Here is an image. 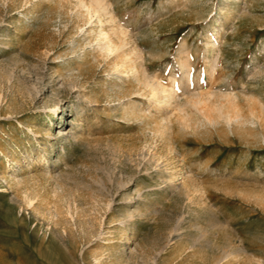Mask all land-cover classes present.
Wrapping results in <instances>:
<instances>
[{
	"label": "rangeland",
	"instance_id": "obj_1",
	"mask_svg": "<svg viewBox=\"0 0 264 264\" xmlns=\"http://www.w3.org/2000/svg\"><path fill=\"white\" fill-rule=\"evenodd\" d=\"M109 1L121 21L134 32L143 33L139 47L147 57L149 51H155L147 62V70L158 74L165 83L171 73H177L176 53L185 40L189 56L196 63L195 70H202L204 91L236 89L243 84L253 88V94L264 101V0H242L240 5L245 10L240 6L239 15L223 18L218 41L222 54L215 77L206 71L199 57L203 35L212 31L201 20H194L195 11H183L181 0L158 13L157 4L164 0ZM211 1L215 0H208ZM72 4L74 0H0V33L14 34L15 41L10 50L2 52L5 55L0 52V264H211L206 249L199 246L202 233L220 245L234 248L235 257H223L220 264H264V202L255 199L256 195H264V142L259 141L262 128L255 130L257 140L250 148L237 136L226 139L213 128L193 132L174 128L173 152L169 151L166 142L148 132L156 126L161 111L152 109L147 100L135 97L142 110L137 120L119 117L121 110L112 107L116 102L103 88L105 78L112 72L103 67L95 45L87 41L81 48L87 59L78 61V66L85 69L81 87L91 104L76 119L83 123V138L101 148L84 156L73 146L65 149L70 164L96 162L105 166L112 178L120 176L127 185L119 188L112 184V193H118L109 213L84 191L50 178L49 172L56 171L53 160L62 141L47 136L59 128L68 131L76 110L74 97L65 92L56 101L48 86L41 87L35 96L29 83H35V72H41L44 79L50 71L58 74L69 69L71 75L77 73L75 68L64 66L67 57L41 62L37 52L54 42L55 51L66 53L65 47L79 33L73 26L76 17ZM37 42L38 50L34 51ZM12 58L16 64L11 63ZM124 81L128 87L130 82ZM53 105H57V116L48 112ZM5 112L11 115L5 118ZM146 124L152 126L145 128ZM49 142H56L52 151L45 154L50 161H38L40 154L49 149ZM106 145L111 150L105 149ZM141 149L147 150V156L155 151L167 171L178 172L176 180L186 183L190 196L163 192L158 203L161 215L141 223L135 237L124 246L126 257L107 258L112 245H120L122 240L116 229L123 203L120 197L152 183L145 175L144 160L138 155ZM10 154L16 159L4 170L5 155ZM245 155L250 156L249 161L243 160ZM61 185L76 195L77 208L72 212L65 207ZM26 195L32 197L29 205L24 202ZM139 202L142 201L132 200L131 208ZM160 233L169 239L164 247L155 240ZM191 236L193 242L188 239ZM148 252L150 260L145 256Z\"/></svg>",
	"mask_w": 264,
	"mask_h": 264
},
{
	"label": "bare ground",
	"instance_id": "obj_2",
	"mask_svg": "<svg viewBox=\"0 0 264 264\" xmlns=\"http://www.w3.org/2000/svg\"><path fill=\"white\" fill-rule=\"evenodd\" d=\"M24 1L26 2L27 0ZM62 1L63 0H61V2ZM175 1L176 0H164L163 2H159L156 7V12H162ZM240 1L242 2V0H215L209 3L208 0H181L179 3L183 11H195L194 20H201L205 23V27H209L210 31H212V33L203 35L199 54L200 59L206 67V71L209 72L211 76L215 77L220 67V54L222 53L218 50V41L221 33V22L228 14H240V6H242L240 5ZM72 5L76 17L75 20L73 19V26L79 33L77 36L75 35L76 37L65 47L66 53L59 54L57 50L55 51L54 42H51L49 46L46 45L42 48L43 50L40 49L39 51H37V46H39V42H37L34 45H37L34 51L38 52V58L41 62H45L46 59L67 57L69 60H63L64 66L75 68L77 73L71 75L67 72L71 71L69 69H64L65 72L60 71L58 74L50 71L49 75H44L46 77L44 79L41 72H35V83H29V89L35 96L40 93L41 87L48 86L56 101L59 100L65 92L70 94L69 97H74L73 106L76 110L73 114L74 117L71 120L68 131L59 128L54 135L50 134L47 136H53L54 139L62 141L59 143V152L57 153L56 159L53 160L57 163L52 166L56 168V171L49 172L50 178L53 180H57V182H60V180L62 182L64 181L65 184L72 185L74 189L76 188L84 191V193H86L97 205H103L105 209H108L109 213L113 209L112 203L114 196L118 193L117 191L112 193V184L115 183L119 188H124V186L126 187L127 185L122 181L120 176L112 178L106 171L108 169L105 170V166L103 167L96 162L91 164L84 163L85 161L76 164L69 163L70 158L65 149L66 146L78 148L83 156L85 154L89 155L92 151L94 152L101 148V146L97 147L99 146L98 144L89 143L83 138L81 133L83 123L76 119V117L78 118L81 116L85 108L91 104L88 98L89 96L87 97V95H85L81 87L84 78L83 71L85 69L79 68L78 66V61H83L85 57L84 52L81 51V48H84L82 47L84 41H87L88 44L93 43L95 45L94 47L102 60L101 62H104V65L102 64L103 67L109 68V71L112 72H110V77L105 78L106 80H104L103 88L104 92L111 98V101L116 102V104L112 103V107L116 110H121V113L118 112L120 115L119 117L130 120L131 122L132 120L134 121V119L139 117L142 111L139 104L136 103L135 97L147 100L152 109L161 111V116L159 119H156V116L151 115V117L154 116V120L156 119V126L151 127V125L150 128L146 124L147 127L145 128H150L148 129V132L151 134L150 136L159 137L162 141L166 142L167 146L171 149L169 151L173 152L171 131H173L174 128L191 130L192 132L213 128L216 131H221V134H223L226 139L230 138V136H237L248 148L257 140L255 130L260 127L264 131V101L256 96V94H253V88L242 86V84L236 89L230 88L223 91L211 89L204 91L202 89V84L204 82L201 77L202 70H195L196 63L189 56L190 50L185 40L180 42L176 53L175 67L177 73H171L165 83L158 74L147 70V62L150 57L154 55L155 51H149L148 57L145 55V51L139 47L143 33L140 30L134 32L129 28L127 23L121 21L114 13V5L112 2L109 0H74V4ZM70 9L72 10V8ZM223 14L224 17H222ZM239 17L241 16H238V18ZM48 21L50 23H55V20L49 19ZM14 24L15 27H18L17 22H14ZM259 24L262 26L263 23ZM13 37L14 34L7 36L4 33H0L1 53L13 47L15 42ZM43 44L45 45V43ZM261 44L263 46L261 49L264 51V41ZM2 54L5 55L4 53ZM13 58L11 59V63L13 62L16 64L17 60ZM252 73L251 75H253L255 71L253 74ZM29 76L31 77L32 74ZM249 77L251 76L249 75ZM125 79L130 82L128 87L124 86ZM43 80L47 82L46 85H43ZM119 81L120 83H118ZM262 94H264V92ZM123 99L127 100V102H124ZM115 109H113V111H115ZM48 112L51 116H57V105L49 107ZM10 115L11 112H5L2 116L6 118ZM61 116L62 112L59 113V118H61ZM152 119L153 118H151V121ZM60 126L61 125H57V127ZM147 137H149V135ZM64 141L65 143H63ZM259 141L264 142V132ZM55 143L56 142H49V149L40 154L38 161H42L43 163L50 161L45 154L52 151ZM108 145L104 147L107 150L110 149ZM144 146L145 144L143 147ZM143 149L140 150L138 155L144 160L142 164L145 175L152 180L150 181L152 183L148 186L145 185V188H138L135 190L134 194H129L124 191L125 193L120 197L123 203L121 204V209L118 211L119 227L116 229L118 238L122 240L120 241V245L116 243L112 245L113 248L107 253V258L120 259L125 256L126 251L124 246L135 237L141 223L146 221L147 218L149 219L160 214L162 209L158 207V203L159 197L163 192L171 194V196H179L181 193L189 194L187 193L186 183H184V181L179 183L176 180V174H178V172L167 171L169 169L162 164L163 160L161 161V158L159 159L158 155L156 156L155 151V153L153 152V154L151 153L147 156L145 155L147 150L145 149L144 152ZM115 154H113V156ZM15 159L16 158L12 154L9 156L5 155V166L3 169L5 170L8 168ZM243 160L249 161L250 156L245 155ZM63 187L64 186L61 185V189L65 191L64 200L67 205L65 207H67L68 212H72L73 208H77L76 195L73 191ZM31 198L26 195L24 202L29 205L31 203ZM255 199L258 200V202L260 201L259 203L264 202V195H256ZM132 200L142 201L143 203L139 202L134 204L131 208L130 203ZM200 228L201 227H199V229ZM202 236L203 242L199 246L206 249L211 264H220L219 262L223 257H235L234 248L232 249L230 246L220 245L215 240H212L208 236L206 237L205 233H202ZM188 239L190 241L194 240L192 236ZM155 240L158 242V246L161 244L160 246L164 247L169 239L166 234L160 233L156 236ZM194 245L197 246L196 243ZM190 246H192V244ZM160 249L162 250V248ZM150 255L149 252L145 254L148 259ZM203 258L206 259V256Z\"/></svg>",
	"mask_w": 264,
	"mask_h": 264
}]
</instances>
